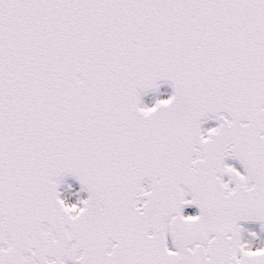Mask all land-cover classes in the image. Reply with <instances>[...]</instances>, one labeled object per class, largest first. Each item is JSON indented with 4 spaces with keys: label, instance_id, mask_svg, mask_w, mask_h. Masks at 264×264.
Returning a JSON list of instances; mask_svg holds the SVG:
<instances>
[{
    "label": "snow or ice",
    "instance_id": "1",
    "mask_svg": "<svg viewBox=\"0 0 264 264\" xmlns=\"http://www.w3.org/2000/svg\"><path fill=\"white\" fill-rule=\"evenodd\" d=\"M0 264H264V0H0Z\"/></svg>",
    "mask_w": 264,
    "mask_h": 264
}]
</instances>
